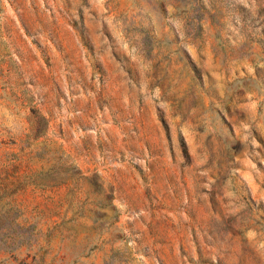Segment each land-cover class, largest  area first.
<instances>
[{"label": "rangeland", "instance_id": "rangeland-1", "mask_svg": "<svg viewBox=\"0 0 264 264\" xmlns=\"http://www.w3.org/2000/svg\"><path fill=\"white\" fill-rule=\"evenodd\" d=\"M0 264H264V0H0Z\"/></svg>", "mask_w": 264, "mask_h": 264}]
</instances>
